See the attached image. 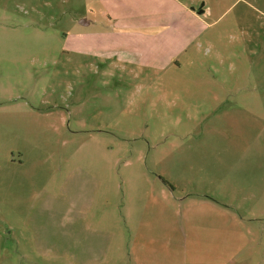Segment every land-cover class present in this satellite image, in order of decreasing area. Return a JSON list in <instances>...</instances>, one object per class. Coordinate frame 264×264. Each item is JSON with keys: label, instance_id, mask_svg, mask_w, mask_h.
<instances>
[{"label": "rangeland", "instance_id": "374dc122", "mask_svg": "<svg viewBox=\"0 0 264 264\" xmlns=\"http://www.w3.org/2000/svg\"><path fill=\"white\" fill-rule=\"evenodd\" d=\"M179 1L206 12L117 27L70 0H0V148L28 149L39 171L30 194L52 192L61 165L102 175L127 245L124 204L142 198L144 212L151 192L158 245L173 239L175 264L203 259L188 255L199 212L211 210L199 204L212 202L221 263L248 264L241 217L264 213V0ZM132 34L188 44L167 63L169 40L149 55Z\"/></svg>", "mask_w": 264, "mask_h": 264}, {"label": "crops", "instance_id": "0c3cea01", "mask_svg": "<svg viewBox=\"0 0 264 264\" xmlns=\"http://www.w3.org/2000/svg\"><path fill=\"white\" fill-rule=\"evenodd\" d=\"M70 2L74 10L97 12L101 19L99 23L108 21L117 27L174 25L181 22L178 17L184 13L200 21L199 11L197 14L194 9L189 10L179 0ZM79 18L78 23L82 27L93 24L89 17ZM75 36L77 40L81 38L79 34ZM135 36L129 35V40L137 42L140 47L147 43L145 47L148 50L144 46L142 48L149 55L154 54L150 49L151 43L158 45L164 40L167 44L169 40L173 52L167 56V63L174 61L188 44L183 42L179 48L175 47L173 44L177 39L173 36ZM105 38L98 36V41L103 42ZM27 151L24 146L0 148V185L2 180L5 184V194L0 187V223L3 224L0 228V264H47V261L48 264H175L173 239L159 244V249L155 213L152 212V206L154 208L157 201L151 192L144 199V212L140 210L142 198L124 204L123 216L129 236L133 233L130 245H127L126 235L122 236L120 214L110 210L111 203L103 196L105 182L102 175L84 166L64 168L61 165L57 169L54 190L51 192L49 187L43 185L35 189L32 195L30 189L34 184L31 181L39 171L36 166L26 163ZM42 174L44 178L43 171ZM206 199L212 198L206 196ZM261 199L264 202V191ZM211 203L207 200L200 202V206L207 205L211 210L199 212V242L190 245L189 255L186 252L190 259L195 251H200L203 259L184 260L183 264H222L218 236L220 213L218 208L210 206ZM127 208L128 214L125 213ZM192 218L189 217L186 222ZM241 218L247 223V237L245 246L239 251L246 252L248 264H264V213L262 216ZM115 229L119 231V236ZM5 233H8L7 237ZM10 238L14 242L4 244V239Z\"/></svg>", "mask_w": 264, "mask_h": 264}, {"label": "water", "instance_id": "95a60500", "mask_svg": "<svg viewBox=\"0 0 264 264\" xmlns=\"http://www.w3.org/2000/svg\"><path fill=\"white\" fill-rule=\"evenodd\" d=\"M202 13H203V10H200V11H199V14H202Z\"/></svg>", "mask_w": 264, "mask_h": 264}]
</instances>
